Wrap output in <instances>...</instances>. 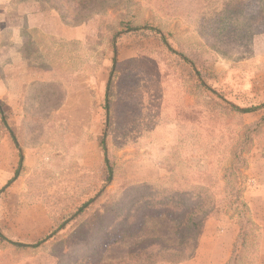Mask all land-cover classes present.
<instances>
[{
	"label": "rangeland",
	"instance_id": "rangeland-1",
	"mask_svg": "<svg viewBox=\"0 0 264 264\" xmlns=\"http://www.w3.org/2000/svg\"><path fill=\"white\" fill-rule=\"evenodd\" d=\"M104 1L105 9L83 12L78 18H85L84 23L70 26L82 31L81 40L69 43L42 31L30 32L25 55L31 66L48 72L55 68L58 75L53 82L51 72L46 81L31 87L20 119L0 101L24 155L19 167L20 151L0 117L2 234L29 245L49 234L52 226L44 201L59 209L85 191L95 172L83 169L99 174L103 168L102 142L114 160L116 177L97 208L61 232L54 244L23 249L0 237V264H57V257L65 254L67 258L71 254L72 264L87 260L96 264L103 253L102 262L126 257L129 247L147 235L171 237L172 224L164 221L157 234L158 226L149 222L140 235L109 243L106 252V244L95 250L90 243L95 233L101 236L107 230L99 227L102 221H111L107 212L116 205L126 181L174 175L178 163L169 157L177 153L178 165L191 174L206 169L220 173L226 152L220 145L223 139L233 142L236 134H246L244 125L257 129L264 118V108L244 116L231 109L264 103V0ZM73 15L68 9V16ZM153 54L164 59V67L157 69L150 61ZM164 72L172 89L171 103L184 114L218 110L216 125L221 131L203 139L197 129L167 116ZM253 138L245 198L260 225L259 245L244 254L241 264H264V124ZM18 169L20 175L9 184ZM15 182L18 185L7 194ZM130 194L133 200L138 198L137 192ZM231 224L238 233L239 227Z\"/></svg>",
	"mask_w": 264,
	"mask_h": 264
},
{
	"label": "trees",
	"instance_id": "trees-1",
	"mask_svg": "<svg viewBox=\"0 0 264 264\" xmlns=\"http://www.w3.org/2000/svg\"><path fill=\"white\" fill-rule=\"evenodd\" d=\"M43 1L54 8L59 13L63 22L69 26H77L84 23L86 19L78 18V15L94 8L105 9L107 2L104 0H77L76 2H74L75 0ZM71 8L74 14L72 18L68 16V9L70 10ZM163 40L165 39L163 38ZM149 58L156 65L157 69L165 66L163 64L164 59L161 57L153 54L152 58ZM116 62L117 60L114 59V63ZM165 73L162 76L166 94L163 110L167 116L170 114L179 124L186 125L187 129H197L203 135V139L206 137L211 138L221 131L220 128L222 127L218 128V125H216L218 124L216 120L220 114L218 110L204 111L203 109L202 112L190 110L184 114L182 108L175 107L171 103L170 98L172 95L170 94L172 93V89L170 88L171 86L166 84ZM198 74V78L201 79ZM202 84L205 88L203 82ZM109 88L110 84L107 86V89ZM206 89L209 90L207 87ZM109 95L110 93L107 91L105 94V108L108 111L110 109ZM261 108H264V103L243 108L231 107L232 111L240 116L257 112ZM0 117L3 120V126L7 128L13 142L20 151L19 167H22L24 155L20 149L16 135L9 128L8 122L5 119L6 114H4L1 102ZM263 124L264 118L260 124L258 123L259 127L256 124L257 129H252L254 125H244L243 131L246 134L244 136L236 134L233 142L226 143L223 139L220 145L224 146L226 152L223 153L225 154V163L223 162L220 173H212L210 169H206L202 172L197 171L191 174V172L183 170L184 166L178 165L180 162L178 161L179 155L177 153L172 154L169 158L171 162L178 163L173 168L172 174L174 175L161 176L159 179L149 182H139L132 179L126 181L122 190L118 192L116 205L107 212L108 216L106 218L111 217V221L107 219L110 223L104 220L99 227L102 231L107 227V230L101 236L95 233L90 239V243L95 246V250L98 247L103 248L106 244L104 251L106 252L109 243H119L127 237L140 235L149 222H153L152 224L156 223L158 228L155 229V232L157 234H159V228L163 225L164 221L172 224L174 229L173 235L171 237L147 235V237L129 247L126 257L122 259L108 258L102 262L104 259L103 253L99 260L96 261V264H115L125 261L134 264H177L191 259L196 253L204 224L219 216L223 209L224 215L239 227L232 248V257L226 264H241L244 254L254 252L259 245V240L257 241L256 238L260 231V225L256 221L250 204L245 198V193L246 184L249 180L247 175L249 168L248 156L254 144L253 135ZM223 135H225V132H223ZM102 149L104 151V164L101 172L97 174L93 169H83L91 170L95 173L91 177L92 180L85 183L87 186L85 191L76 200L71 201L70 199L68 205L61 203L59 209H53L49 203L44 201L52 226V230L47 234L48 236L46 235L37 243L29 245L10 241L4 237L0 228V237L17 248L39 249L44 245L54 244L62 234L61 232L67 230L70 225L78 223L92 208H97L108 194L105 188L112 185L117 173L114 160L106 152L107 147L104 145V142H102ZM19 175L18 169L15 177L9 181V184ZM168 179L172 181L169 184L166 183ZM130 192H137L138 198L133 200L130 197ZM71 206H74V208ZM66 256L67 254L62 258L57 257V264H68L69 261L71 264L74 263L71 261V254L68 258ZM84 264L92 263L87 260Z\"/></svg>",
	"mask_w": 264,
	"mask_h": 264
},
{
	"label": "crops",
	"instance_id": "crops-1",
	"mask_svg": "<svg viewBox=\"0 0 264 264\" xmlns=\"http://www.w3.org/2000/svg\"><path fill=\"white\" fill-rule=\"evenodd\" d=\"M44 3L39 0H0V101L13 109L16 120L21 118L31 87L38 85L39 81H46L51 72L53 82L58 75L55 68L48 72L31 66V61L25 55L31 40L30 32L42 31L69 43L82 38V31L67 26L57 11ZM76 75L74 73L73 77ZM16 184L7 187V194L15 189ZM33 207L40 208V205ZM236 236L237 229L231 221L224 215L217 216L204 224L195 255L177 264H226Z\"/></svg>",
	"mask_w": 264,
	"mask_h": 264
}]
</instances>
